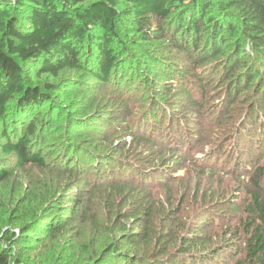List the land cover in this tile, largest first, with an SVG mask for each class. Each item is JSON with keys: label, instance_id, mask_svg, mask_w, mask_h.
<instances>
[{"label": "trees", "instance_id": "16d2710c", "mask_svg": "<svg viewBox=\"0 0 264 264\" xmlns=\"http://www.w3.org/2000/svg\"><path fill=\"white\" fill-rule=\"evenodd\" d=\"M179 95L191 99L173 106ZM218 100L219 124L244 115L234 150L249 125L245 160H259L264 0H0V188L31 167L48 169L59 193L41 215L12 207L0 264H34L39 237L93 218V207L125 223L80 264H264V163L241 208L221 178L216 188L211 172L186 168L194 139L173 110L199 117ZM238 211L241 231H207Z\"/></svg>", "mask_w": 264, "mask_h": 264}, {"label": "rangeland", "instance_id": "374dc122", "mask_svg": "<svg viewBox=\"0 0 264 264\" xmlns=\"http://www.w3.org/2000/svg\"><path fill=\"white\" fill-rule=\"evenodd\" d=\"M184 63L181 62V64ZM208 65L211 67L212 62ZM215 78L216 76L213 77L214 80ZM142 92L141 90L138 91L139 94H143ZM176 98L174 101V96H172L170 101L173 106L177 107L182 99H185L183 103L191 99L190 95L188 97L179 95ZM216 104L218 106L215 109H205L199 117L195 114H189V110H185L182 115L181 108L173 110L179 118L180 116L184 117L180 121L181 128L187 129L188 132L192 131L194 139L192 145L188 148L189 154L186 168L191 166L197 172L204 171L206 177L211 172L216 188L218 187L217 180L221 178L222 187L220 188L227 199L241 208L243 201H247L250 192L255 190L251 179L255 176L257 167L264 163V155L259 160L252 159L251 163L245 160V151L248 145H251L249 147L251 151L254 145L252 140L256 139L254 133H250L249 125L246 126V132L244 133L248 138L244 139V141L240 139L238 149L234 150V145L231 144L235 142V136L239 135L237 130L243 121L244 115L234 117L229 123L219 124L217 118H222L223 114H219V100ZM212 111L214 114H211ZM233 124H235L234 128ZM53 138H56V135L50 133L46 139L48 143L46 150H55L51 147L55 144V141H51ZM126 141L128 142L129 139ZM237 151L242 152L238 155ZM227 153L232 155L231 159H225L227 155L225 156L224 154ZM44 156L46 157V162H51L53 153L44 152ZM236 159L239 162L237 166H235ZM51 169L52 173L56 172L54 168ZM47 170L28 167L25 172H20L17 178H12L0 188V202L4 204L2 213L0 214V218L4 220L0 224L1 228L5 226L7 220L12 219L11 221L14 222L18 220L17 218H12L18 217V212L11 213L12 207L19 205L25 210H30L41 215L43 208H47L48 202L56 199L59 193L49 181L50 175L48 176ZM183 174L184 170L180 169L175 173V176H183ZM258 183L264 196V178ZM92 214L93 218L91 215H87L86 219L88 220L84 218L78 219V222L76 221L63 229L53 238L43 239L42 236L39 237V243L27 250V256L31 259V262H34V264H48L55 263L53 260H57L59 264H80L86 261L87 259L84 258L88 256H95L94 258L98 259L100 252L119 233L118 226H122L125 222L118 220L115 226L109 225L107 214L101 211L99 207L97 209L93 207ZM222 214L225 216L218 218V220L215 219L213 224H207L206 229L210 234L214 233L216 228H222V226L223 230L237 229L238 232L242 230V224L246 219L241 211L236 212L235 215H230L229 213ZM16 224L19 225V223ZM3 231H5L4 228ZM216 233L221 234L220 232ZM236 247L237 245L233 248ZM236 260L237 258H226L222 260L221 264H233Z\"/></svg>", "mask_w": 264, "mask_h": 264}]
</instances>
